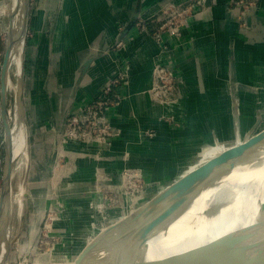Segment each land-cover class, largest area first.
<instances>
[{"label":"crops","instance_id":"obj_1","mask_svg":"<svg viewBox=\"0 0 264 264\" xmlns=\"http://www.w3.org/2000/svg\"><path fill=\"white\" fill-rule=\"evenodd\" d=\"M167 1H44L45 15L51 14L47 23L51 32L46 35L49 59L35 77L29 109L34 125L28 121V102H24L25 144L29 169L62 172L63 177L54 180L61 187L53 196L59 201L53 207L65 230L80 216L85 217L87 230H101L91 222L102 198L97 187L120 190L125 168L144 170L152 182L172 178V183L244 141L246 134L264 128V0L255 10L258 0H210L205 8L196 9L181 35L164 33L163 45L137 23L159 16ZM120 39L123 46L117 47ZM25 51L26 43L24 62ZM160 63L170 64L182 80L171 106L154 102L149 93ZM117 77L113 91L121 101L109 117L119 135L111 147L64 142L60 134L66 116L89 104ZM147 129L156 135H147ZM112 212L110 222L132 210L121 213L117 207ZM200 234L184 250L174 238L169 245L161 244L157 235L150 240L148 253L195 250ZM89 242L79 248L76 258Z\"/></svg>","mask_w":264,"mask_h":264},{"label":"rangeland","instance_id":"obj_2","mask_svg":"<svg viewBox=\"0 0 264 264\" xmlns=\"http://www.w3.org/2000/svg\"><path fill=\"white\" fill-rule=\"evenodd\" d=\"M44 1L45 0H29L30 21H28L25 51L26 59L25 62L23 61L24 72L21 81L18 79L16 65L13 64L10 68L8 102L12 126H14L16 122V104L17 102L19 103L17 100L20 94L24 96V102L25 99L28 102V121L33 125L35 124V118L31 115L29 109L33 100L32 93L36 89L35 77L37 70L49 59L47 46L48 37L46 35L51 32V26H47V23L51 22V14L47 13L45 15ZM258 2L259 0L257 4H255L254 10L258 6ZM8 3V0H0V71L4 50L8 40V27L11 21ZM10 3H12V0ZM160 16L164 18V15L161 13ZM153 18L156 19L157 16L144 19V27L148 32L152 33L151 35L154 39L160 43L154 35L159 23L152 21ZM36 20L38 24H36ZM38 34L42 36L38 37ZM120 46L123 45L121 44L117 47ZM118 78L120 77H117V79ZM178 79L182 81L180 77H178ZM173 102L158 104H162V106H171V104H174ZM23 110L25 117V105ZM164 119L173 122V119L167 118V116H164ZM262 126L264 127V122ZM32 129H34V126ZM116 129L119 131L118 128ZM262 129L264 128H259L257 131ZM146 133L152 137L156 135V131L152 129H147ZM4 142L5 132L0 110V189L4 164ZM82 142L86 144L97 143ZM241 142L243 141L240 140V143ZM97 144L104 146L102 143ZM112 144L113 140L109 145H105V147L109 148ZM25 149L22 157H17L14 168L11 192L12 209L9 215L10 236L7 258L9 264H74L79 248H81L86 241H91L94 235L96 236L124 218V216H122L110 222L114 218V213L112 212L113 208L118 207L121 213L130 212L131 210L134 211L136 205L144 203L172 180V178H169L161 182H152L153 179L145 176L144 170L131 167L125 168L121 173L120 190H118V188L112 190V188L101 185L97 187V189L100 190L99 192L102 198L99 202L100 204H97L96 211L93 212V220H91V222L94 228H99L101 230H95V233L91 230H87L85 217L80 216L76 219L73 218V225L70 226L68 231L62 226L63 220L59 216L58 211L53 207L56 202H59L53 196L57 193V190L58 192L60 191L59 188L61 187L60 185H55L54 180L56 181L62 178V172L60 173L57 169H53L51 172L44 169H29L27 165L28 143ZM124 171H126V176L123 175ZM38 174L41 175V180L38 178ZM47 181H49V183H47ZM91 207L93 206L91 205ZM164 236L165 234L161 232L158 234V239L162 240ZM174 240L175 242L180 241L181 236L178 238V236L176 237V235H174ZM172 241L170 240L169 243ZM162 250L164 251V249ZM162 250L156 249L153 253L161 254ZM147 252H150V249H148ZM180 253H184V251ZM218 262L219 261L214 256H211L207 258L205 263L200 261L196 264H218ZM89 263H91V261Z\"/></svg>","mask_w":264,"mask_h":264},{"label":"water","instance_id":"obj_3","mask_svg":"<svg viewBox=\"0 0 264 264\" xmlns=\"http://www.w3.org/2000/svg\"><path fill=\"white\" fill-rule=\"evenodd\" d=\"M14 11L12 3H10L9 16L11 21L8 27V40L0 71V110L5 127L4 167L2 168L0 189V248L2 245H5L6 248L0 264H9L7 261L10 236L9 215L12 209L11 192L14 168L17 161L14 153L12 122L8 102L10 58L15 41L12 33ZM26 13L24 38H27L29 0ZM121 41L122 39L118 40V43ZM22 77H20V81ZM17 101H19V103L17 102L18 113L25 120L24 96L20 94ZM68 116L69 114L66 116L65 123ZM64 128L60 134L61 138ZM262 145H264V129L239 145L226 149L218 156L188 170L178 180L132 211L129 216L93 238L75 259L74 264H88L97 257L95 253L108 249L112 252L111 264H194L205 253L209 252L206 249L207 247L179 254H149L146 252L148 240L182 209L204 185L220 173L233 167L235 162L246 153L254 151ZM251 230L252 232H250ZM251 230H246L241 236H229L225 239L220 248L225 250L233 243L232 253L218 264H264V238H259L260 231L264 230V221L258 223ZM209 254L212 255L211 252Z\"/></svg>","mask_w":264,"mask_h":264},{"label":"bare ground","instance_id":"obj_4","mask_svg":"<svg viewBox=\"0 0 264 264\" xmlns=\"http://www.w3.org/2000/svg\"><path fill=\"white\" fill-rule=\"evenodd\" d=\"M27 5L28 0H12V7L15 10L12 21V33L15 41L10 58V68L13 64L16 65L18 79L23 75V54L26 43V38H24L23 33L26 24ZM16 108V122L14 126H12L14 153L16 157H22L23 152L26 150L24 118L18 113L17 104ZM260 131H256L254 134H257ZM251 136L252 135L249 136V134H246V139ZM227 221H230V223H227L226 225ZM263 221L264 145L254 151L246 153L235 162L233 167L220 173L204 185V187H202L192 199L182 207V209H180L148 240L146 252L149 248L150 240L165 231V229V234L170 235V239L168 238V235L162 237V240L164 239L163 241H165L166 245L167 242L169 245L170 240L174 238L175 234L178 238L181 236L178 245L184 248L195 236L200 234L206 228L205 231L198 236L195 250L207 247L206 249H208L209 252L205 253L194 264L200 261L205 263L207 258L211 256H214L219 262H221V260L224 261V259L229 257L232 253L233 243L225 250H221L220 248L227 237L241 236L243 232L251 230V228L253 229L258 223ZM261 231L259 233V238L263 239L264 230ZM250 232H252V230ZM5 250V245H2L0 248V261L5 255ZM210 252L212 255L209 254ZM166 253L167 251H165L164 254ZM95 255H97V257H95L94 260H91V263L88 264H111L110 257L112 256V252L110 249L97 252Z\"/></svg>","mask_w":264,"mask_h":264},{"label":"built area","instance_id":"obj_5","mask_svg":"<svg viewBox=\"0 0 264 264\" xmlns=\"http://www.w3.org/2000/svg\"><path fill=\"white\" fill-rule=\"evenodd\" d=\"M209 2L210 0H168L161 11L164 18L159 15L156 19H152L159 23L154 32L156 39L164 45L165 32L173 36L181 35L182 27L195 14L196 9L205 8ZM137 24L145 29L144 21ZM121 44L122 42L118 43ZM118 79L107 83L89 104L69 114L62 135L64 142L78 140L109 145L119 135V131L113 126L109 117L110 110L121 101L120 96L113 91ZM179 88L180 80L174 68L170 64H158L154 69L152 85L149 89L152 100L158 103L173 102L177 99ZM123 175H127L126 171Z\"/></svg>","mask_w":264,"mask_h":264}]
</instances>
